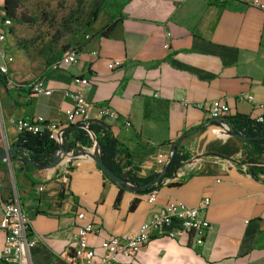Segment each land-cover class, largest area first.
I'll use <instances>...</instances> for the list:
<instances>
[{
	"label": "crops",
	"instance_id": "0c3cea01",
	"mask_svg": "<svg viewBox=\"0 0 264 264\" xmlns=\"http://www.w3.org/2000/svg\"><path fill=\"white\" fill-rule=\"evenodd\" d=\"M114 18L105 36H93L102 26L93 27L87 41L78 44L74 63L51 66L27 85H9L11 94L0 84V147L15 142L18 118L64 121L72 93L79 91L89 103L116 111L115 119L101 120L130 152L137 175L161 173L171 144L193 129L176 147L188 159L154 189L152 203L148 192L124 189L105 177L93 147L78 144L44 169L1 161L0 209L11 195L19 197L36 239L29 264H64L74 246L73 233L84 222L76 217L79 211L93 224L89 245L101 253L104 239L134 233L169 201L195 207L205 197L209 204L201 214L210 228L202 243L159 235L135 259L119 257L115 264H264V173L248 171L243 139L196 106L220 99L231 114L254 118L259 113L257 103L264 101L263 12L248 0H128ZM10 37L9 31L0 46L12 55ZM115 61L121 64L112 67ZM30 84L50 93L28 90ZM240 94L245 100H239ZM259 158L264 162V154ZM3 242L0 230V264H6Z\"/></svg>",
	"mask_w": 264,
	"mask_h": 264
},
{
	"label": "built area",
	"instance_id": "2783aa9c",
	"mask_svg": "<svg viewBox=\"0 0 264 264\" xmlns=\"http://www.w3.org/2000/svg\"><path fill=\"white\" fill-rule=\"evenodd\" d=\"M245 1V0H239ZM248 4L258 8L264 15V2L261 0H248ZM11 26V18L0 14V44L5 43L8 28ZM170 36V33H167ZM168 47V43L165 44ZM77 60V50L70 48L65 51L52 65L53 68L65 67ZM14 61L5 46H0V73L8 74L10 64ZM121 62L111 63L112 67ZM77 81L88 84L86 78ZM9 83V81H8ZM34 92L49 94V89H43L40 85L33 86ZM73 104L65 111L64 121H50L36 115L31 118L23 117L15 121L17 133H46L49 139L57 140L62 130L72 123L86 121L91 118L90 111L94 109V118L105 121L115 119L116 111L108 105H93L89 103L79 91L72 93ZM250 100V97H247ZM239 100H245L240 94ZM186 104V103H185ZM199 108H205L211 119H221L231 115L230 108L224 100L214 99L196 104ZM259 113L254 119L264 123V101L257 103ZM129 125V121H126ZM72 153V152H71ZM39 189H42L39 186ZM156 191L147 194V201L155 200ZM209 204V198H203L197 206L185 205L182 201H169L163 208L152 211L144 220L137 231L122 238L112 236L101 242V253H96L88 243V236L94 232L93 224L83 211L76 214L78 219L84 222L76 227L74 246L66 254L64 264H115L119 257L135 259L146 243L156 236H166L180 239L185 236L189 243L200 244L210 228L209 222L202 216V211ZM30 218L21 208L19 197L16 194L8 197L0 209V230L4 232V242L1 260L6 264H29V251L35 245V237L30 236ZM72 224V222H71Z\"/></svg>",
	"mask_w": 264,
	"mask_h": 264
},
{
	"label": "trees",
	"instance_id": "16d2710c",
	"mask_svg": "<svg viewBox=\"0 0 264 264\" xmlns=\"http://www.w3.org/2000/svg\"><path fill=\"white\" fill-rule=\"evenodd\" d=\"M127 1L128 0H110L112 17L104 26L98 29L93 36H105L109 33L115 23L114 15L121 13V8ZM18 4V0H3V13L4 16L11 18V26L12 20L21 23V18H18L17 16ZM102 10L103 7H99L92 12L91 18L87 22L89 27L93 25L97 19L98 13ZM70 48L77 50V47H70L68 45L64 47V49L48 55L46 70L42 73L41 77L46 74L47 69H49L56 60ZM8 81L7 74L0 73V84L11 94V88L9 87ZM32 85L33 84H30L28 86V90L32 89ZM216 121L224 125L228 130H233L246 137L243 139V154L245 156L243 164L247 166L248 171L253 175H256L258 172L264 173V162L259 158L264 154V123L257 122L253 117L239 113L216 119ZM85 126H88L96 135L99 156L103 164L112 173L135 186L147 184L154 178L160 179L162 183L164 179L173 177L177 169L188 159L186 153L179 149H175L165 164L164 171L146 177L139 176L131 169L132 161L130 152L114 137L110 126L105 122H88V120L72 123L65 127L61 132V139H49L46 133L21 132L17 135L13 144L23 146L26 156L34 163L47 165L50 164L54 154L59 150L60 144L64 146L65 152L74 149L78 144L85 147H93L92 138L90 137L89 132L85 129ZM1 150L2 148L0 147V151ZM11 158L14 161H18L24 159L25 156L19 149H13L11 152ZM24 165L25 167H32L28 163H24ZM105 177L109 178L107 175H105Z\"/></svg>",
	"mask_w": 264,
	"mask_h": 264
},
{
	"label": "rangeland",
	"instance_id": "374dc122",
	"mask_svg": "<svg viewBox=\"0 0 264 264\" xmlns=\"http://www.w3.org/2000/svg\"><path fill=\"white\" fill-rule=\"evenodd\" d=\"M121 1V0H119ZM17 16L9 31L14 61L7 77L10 86L27 85L46 70L47 56L66 46L87 41L93 27H100L112 15L110 0H18ZM103 7L92 26V12Z\"/></svg>",
	"mask_w": 264,
	"mask_h": 264
},
{
	"label": "water",
	"instance_id": "95a60500",
	"mask_svg": "<svg viewBox=\"0 0 264 264\" xmlns=\"http://www.w3.org/2000/svg\"><path fill=\"white\" fill-rule=\"evenodd\" d=\"M91 121H95V122H104L100 119H96V118H90L88 119V122H91ZM85 129L89 132L90 134V137L92 138V142H93V150H94V154H95V158H96V161H97V164L99 166V168L101 169V171L107 175L112 181L118 183L121 187H123L124 189H127V190H131V191H136V192H151L153 191L160 183H161V180L158 179V178H154L152 179L149 183L147 184H144V185H140V186H135V185H132L131 183L129 182H126L125 180H123L122 178L118 177L117 175H115L114 173H112L102 162L100 156H99V147H98V142H97V138H96V135L94 134V132L88 127V126H85ZM193 130V129H192ZM192 130H188L184 133H182L181 135H179L177 137V139H175V141L171 144V147H170V153H169V158L171 157V155L173 154V152L175 151L178 143L180 140H182L187 134L191 133ZM230 132L241 138V139H245L246 137L243 136V135H240L238 133H236L235 131L233 130H230ZM59 139H61V134L59 135ZM13 149H19L22 154L25 156L24 159L22 160H18L20 162H22V164L24 165V163H28L30 166H32L33 168H40V169H44V168H49V167H53L55 166L56 164L59 163V161L61 160L65 150H64V146L62 144H60L59 146V150L54 154L53 156V159L52 161L50 162V164H47V165H43V164H36L34 163L31 159H29L27 156H26V153L24 151V147L23 146H20V145H17V144H13L10 146V148H2V150L0 151V162L3 161V160H7V161H12L13 159L11 158V152ZM165 170V166L163 168L162 171Z\"/></svg>",
	"mask_w": 264,
	"mask_h": 264
}]
</instances>
